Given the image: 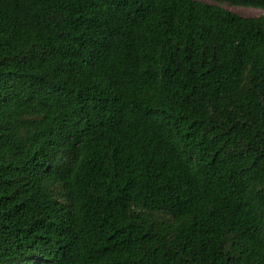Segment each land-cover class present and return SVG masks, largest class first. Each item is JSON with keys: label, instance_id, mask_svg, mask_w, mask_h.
Masks as SVG:
<instances>
[{"label": "trees", "instance_id": "obj_1", "mask_svg": "<svg viewBox=\"0 0 264 264\" xmlns=\"http://www.w3.org/2000/svg\"><path fill=\"white\" fill-rule=\"evenodd\" d=\"M0 264H264V14L0 0Z\"/></svg>", "mask_w": 264, "mask_h": 264}, {"label": "rangeland", "instance_id": "obj_2", "mask_svg": "<svg viewBox=\"0 0 264 264\" xmlns=\"http://www.w3.org/2000/svg\"><path fill=\"white\" fill-rule=\"evenodd\" d=\"M202 1H206V2H209V3H213V4L223 5L224 7L228 8V9H231V10H233V11H235V12H237V13L243 15V16H246V17H257V16H260V15L264 14V10L263 9L230 6L227 3H219L217 1H208V0H202Z\"/></svg>", "mask_w": 264, "mask_h": 264}, {"label": "snow or ice", "instance_id": "obj_3", "mask_svg": "<svg viewBox=\"0 0 264 264\" xmlns=\"http://www.w3.org/2000/svg\"><path fill=\"white\" fill-rule=\"evenodd\" d=\"M233 2H235V0H233Z\"/></svg>", "mask_w": 264, "mask_h": 264}]
</instances>
